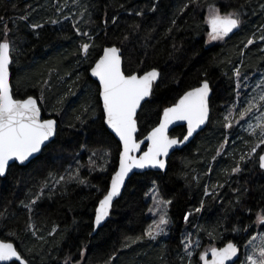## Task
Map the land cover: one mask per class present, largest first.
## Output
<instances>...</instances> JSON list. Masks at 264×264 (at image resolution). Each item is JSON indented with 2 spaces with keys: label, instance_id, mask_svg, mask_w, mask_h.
I'll list each match as a JSON object with an SVG mask.
<instances>
[{
  "label": "trees",
  "instance_id": "1",
  "mask_svg": "<svg viewBox=\"0 0 264 264\" xmlns=\"http://www.w3.org/2000/svg\"><path fill=\"white\" fill-rule=\"evenodd\" d=\"M66 1L0 0V17H3L0 40L6 24L13 41V64L10 65L13 94L15 98L37 97L44 117L58 121V135L35 159L25 166L13 165L6 178L0 177V212L4 213L0 218V239L13 241L32 264H63L67 256H71L73 264L75 261L80 264H188L180 241L186 233L196 236L197 226L216 229L215 240H210L207 232L200 233L203 244L215 242V246H221L228 241L243 244L254 233L257 212L264 208V171L249 163L242 173L227 175L225 170L230 171L241 155L233 147L235 142L230 145V139L222 155L215 161L212 157L225 134L228 136L230 132L232 138L241 133L238 127L229 130L223 127L224 116L235 101L234 70L264 74V51H261L264 42L258 39L264 25V9H261L264 0H199L200 6L190 4L183 13L179 9L188 0H79L74 9L65 7L62 13L75 12L78 18L87 6L88 13L78 25L81 31L92 34L96 45L87 61L79 48L82 41H88L76 35L73 18L68 23H46L61 17L62 14L57 15V7ZM211 2L222 9L225 5L245 6L241 9L242 24L238 31L222 42L209 45L203 17ZM153 5H157L156 12L149 10ZM133 9H143L144 15H130ZM88 14L92 23L84 22ZM26 15L27 20L21 19ZM112 17H116V24ZM174 18L175 26L171 24ZM34 23H42L44 27L33 30L30 25ZM169 28L173 30L168 32ZM124 35L129 39L121 44ZM248 39H254V44L245 48ZM113 44L121 47L126 74L143 73L153 67L161 72L153 94L138 112V139L158 123L165 107L205 78L212 88L211 113L206 127L170 155L165 170H147L128 179L108 219L94 232L95 207L116 169L120 145L103 124L98 83L91 78L89 70L103 48ZM62 97L63 102L59 103ZM86 105L95 109V115L91 110L85 113L82 119L86 123L81 124L75 117ZM71 124L75 127H69ZM184 133L185 126L179 125L171 130L170 136L181 137ZM238 137L236 144H241V151L243 143L245 148L252 145L251 136L241 133ZM261 149L264 145L258 153ZM94 151L97 168L90 171L89 153ZM101 165L106 171L99 170ZM78 166H82L81 178L88 183L68 182L57 185L55 190L45 189L29 220L30 214L21 202L26 204L34 198L45 179L51 184L53 177L66 176ZM193 177H198L199 182ZM153 181L162 198L172 200L168 209L171 220L168 234L162 240L131 243L126 238L142 235L150 223L145 194ZM218 183L224 186L216 189V198L204 196L205 186ZM237 197L241 199L239 205ZM201 200L205 201L204 207L196 213L194 209L200 207ZM187 212H192L190 223L183 218ZM29 223L34 229L28 228ZM237 226L240 229L247 226L249 230L234 232L233 227ZM191 264H197L194 257Z\"/></svg>",
  "mask_w": 264,
  "mask_h": 264
},
{
  "label": "snow or ice",
  "instance_id": "2",
  "mask_svg": "<svg viewBox=\"0 0 264 264\" xmlns=\"http://www.w3.org/2000/svg\"><path fill=\"white\" fill-rule=\"evenodd\" d=\"M74 4H79V0H72ZM190 4L199 5V0H188L184 3L179 12L183 13ZM67 3L57 7V11L63 10V7H67ZM245 5H240L239 8L232 9L228 12H222L220 7L216 4L207 5V16L205 23L209 27L208 40L219 41L224 40L234 30L239 29L242 24V12ZM261 9H264V4H261ZM152 12L157 11V5H153L150 9ZM88 13L87 6H84L79 13V17L73 19L72 27L75 30L77 36L86 37L88 42H81L79 51L83 55L84 60L87 61L90 50L95 48L96 45L93 42V36L88 31H81L78 26L80 20L84 15ZM143 16V9H133L130 15ZM71 17L65 16L64 20L67 21ZM21 19L27 20L28 16L21 17ZM3 20V17H0ZM53 25L59 23L58 20L52 19L46 21V23ZM85 23H92L91 15L88 14V20ZM113 24L117 23L116 17H112ZM171 24L176 25V19H172ZM30 27L33 30L44 27L42 23L31 24ZM139 28V25L135 26ZM173 29L169 28L168 32ZM261 31L264 33V25L261 26ZM10 29L5 24L3 29V39L0 40V177L6 178L7 174L13 167L25 166L26 162H31V158H35L36 154L41 153L43 148L47 147V143L58 135V121L56 119H42L41 107L38 104L36 98L28 95L26 98L17 99L13 94V89L10 84V65L13 64V41L9 38ZM129 39L128 35H124L120 41L121 44ZM260 41H264V34L259 37ZM254 44V39H248L245 48ZM175 47V46H174ZM264 51V49H261ZM244 53L241 52V55ZM122 50L121 47L115 44L103 48L102 55L95 60L94 65L91 67V76L95 77L98 81V96L102 102V120L111 133L118 138L120 145L119 151V165L111 176L110 187L102 199L99 200V204L95 209L94 225L99 227L102 222L110 215V210L113 207L114 198L121 195L122 188L125 187L126 178L129 177V173H132L133 169H145L154 168L165 170L166 160L163 157L169 155V150L174 146L185 143L190 137L206 122L210 119V93L212 88L210 86L209 79H203L198 87H193L186 91L179 99L173 103L170 107L163 109L162 115L159 119L157 126L153 127L147 134L144 140L137 139V121H138V109H142V102L146 101L147 97L153 94V87L155 82L161 77V72L153 67L149 71L143 72L142 75L138 73L126 74L122 68ZM143 63V62H142ZM234 75L237 78V87H245L241 80H247V76L241 77L239 68L234 70ZM79 75L77 80H79ZM47 84V81L45 82ZM70 94H74L71 93ZM59 103L63 102V97ZM243 107L239 108V119L235 120L233 117V111L237 108L233 105L229 108L227 114L224 116L223 127L232 129L234 126L239 125L242 121H245L247 117L246 127L244 131L258 142L254 144L251 150L245 154L239 156V159L235 161V165L231 167L230 171L225 170V173L229 176L240 174L244 171V167L251 163L254 167L258 166L261 171H264V149L261 153L257 152V149L264 145V78L253 89V93L246 101L242 102ZM92 111L95 115V109H91L90 105H86L83 108V112L76 115L75 119L81 124L86 123L82 119V116L89 111ZM90 119L92 117H89ZM177 121H183L187 124V133L183 136V139H178L169 136V126ZM69 127H75L74 124ZM147 141V150L141 149V144ZM245 144L248 141H244ZM228 144V136L225 134L224 140L219 144L216 155L212 157L213 161L218 156H221L225 145ZM83 147V145H82ZM137 153H140L139 155ZM107 155V153H106ZM96 156V152L92 153L89 157L90 171L97 168L96 161L93 157ZM258 157V159H257ZM106 163V162H105ZM79 165V161H77ZM73 171H68V174L60 175L59 178L53 177L51 184L48 179L42 183L39 192L36 196L29 200L28 203L21 202L23 207L29 212V220H31V213L34 211V206L44 195L45 189L55 190L57 185H64L68 182H75L80 185L87 184L85 178H81L79 168ZM100 171H106L103 165L99 166ZM212 171V167L209 166V173ZM52 175L51 173L49 174ZM193 179L199 182L198 177ZM153 187L149 189L146 196L150 195L153 203L149 207V213L154 217L151 224L147 226L143 234L135 238H126L131 243H137L142 240L156 241L161 235H167L166 229L171 223L168 215L169 206L172 204V200L163 199L160 195L159 189L156 187V182L153 181ZM223 184H216L213 186L204 187V196L216 198V189L222 188ZM211 188V190H210ZM247 191V190H245ZM205 204L204 200H201L200 207L195 208L196 213L201 212ZM236 204H241V199L237 197ZM251 212V209H248ZM192 212H187L184 215V220L190 223V216ZM4 217V213L0 212V218ZM256 226L260 227L264 225V208H261L256 214L255 220ZM34 225L29 223L28 228L34 229ZM53 228V232H55ZM249 229L246 226L244 229H240L238 226L233 227L234 232L244 231ZM201 232H207L210 240L216 239V229H205L201 226H197V232L195 233L196 239H193V233H186L183 235L180 243L184 256L188 258V264H191L194 251L202 247L199 235ZM33 231V235H35ZM52 233H49L51 235ZM43 240V237H39ZM129 246L128 244L125 245ZM245 258L242 264H264V232H261L258 236H251L244 245ZM239 246L233 241H229L223 247H217L215 244L210 243L207 247H204L203 251L199 252L200 264H227L231 261L235 264L233 258L239 259ZM29 254H31L29 250ZM81 258L84 257V251L80 252ZM210 257V258H209ZM110 260L112 257L109 258ZM184 257H180L183 262ZM0 262H12V264H32V261L18 251L17 247L13 243L4 242L0 240ZM63 264H73L71 256L65 257ZM75 264H80L79 261H75Z\"/></svg>",
  "mask_w": 264,
  "mask_h": 264
},
{
  "label": "rangeland",
  "instance_id": "3",
  "mask_svg": "<svg viewBox=\"0 0 264 264\" xmlns=\"http://www.w3.org/2000/svg\"><path fill=\"white\" fill-rule=\"evenodd\" d=\"M65 3H67V7L66 8H72V9H74L75 8V4L73 3V2H71L70 0H67ZM65 3H63V5L65 4ZM226 2H224V4H225ZM209 4H213V2H211V3H209ZM215 4V3H214ZM218 7H220L219 6V4H216ZM225 8H221L220 7V9H221V11L222 12H228V11H231L232 9H235V8H232L231 7V5H225L224 6ZM65 9V7H63V10ZM206 12H205V15H204V17H203V21L205 22V18H206V16H207V7H206V10H205ZM75 12H73V13H67V14H64V13H62L61 11H57V15L58 14H62L61 15V17L60 18H58L57 19V17H54L53 19H56V20H58L59 21V23H57V24H62V23H68V22H70V21H65L64 20V17L65 16H69V17H71L69 20H71L72 18L73 19H76L77 17L76 16H74V15H76V14H74ZM76 17V18H75ZM72 22H73V20H72ZM206 27H207V32H206V43L207 44H209V45H211V44H215V43H219V42H222V41H224L225 40V38H224V40H219V41H209L208 40V25L206 24ZM75 31V30H74ZM262 34H264V33H261V34H259V37L262 35ZM259 37H258V39H259ZM264 42V41H263ZM263 45H264V43H263ZM240 72H241V77H244L245 75L247 76V80H241L240 81V83H243L244 85H245V87H240V88H238L237 87V83H238V81H237V78L235 77V91H236V94H235V101H234V103L229 107V108H231L233 105H236L237 106V108L233 111V117H234V123H235V120L236 119H239V116H238V111H239V108H241V107H243V104H242V102L243 101H246L248 98H249V96L253 93V89H255V87H256V85L257 84H259L260 83V81H261V79L262 78H264V74L263 73H261V72H258V71H254L253 73H250V74H246V73H243L241 70H240ZM235 76V75H234ZM247 117L245 118V121H242L239 125H236V126H234V127H238L239 128V130H240V132L241 133H243V134H246V135H248L247 134V132H245L244 131V128L246 127V122H247ZM233 127V128H234ZM227 130H229V129H227ZM241 133L240 134H238V135H236V136H234V137H232V138H230V136H229V134H230V132H228V139H230V145H232L234 142H235V144H233V147L234 148H237V150H238V153L239 154H245V153H247V152H249L250 150H251V148L254 146V144L255 143H257L258 141L256 140V139H254L253 137V139H252V145L248 148V147H244V143L242 144V149H244L243 151H241V148H240V146H241V144L240 143H238V144H236V142H238L239 141V135H241ZM227 145V144H226ZM226 145H225V147H226ZM235 145V146H234ZM263 145H261V147H262ZM233 147H231L230 149L232 150V148ZM244 147V148H243ZM260 149H257V152L259 151ZM262 150V149H261ZM89 155L90 156H92V152L91 153H89ZM239 159V158H238ZM257 159H258V157H257ZM153 187V186H152ZM151 187V188H152ZM150 188V189H151ZM148 192H149V190H148ZM146 200L149 202V207L152 205V203H153V201H152V199L150 198V195L149 196H146ZM149 207H148V211H147V214L149 215V217H150V223L149 224H151V222H152V220L154 219V217H153V215L151 214V213H149ZM255 220H256V217H255ZM254 220V221H255ZM166 231H167V234H168V228L166 229ZM261 232H264V228H263V226L261 225L260 227H257L256 226V223L254 222V233L251 235V236H253V235H256V236H258ZM165 236H167V235H161L160 237H158L157 239H160V240H162ZM250 236V237H251ZM249 237V238H250ZM193 239H196L197 237L196 236H193L192 237ZM248 238V239H249ZM248 239L243 243V244H241L240 245V250H241V252H240V258H239V260H238V262L236 263V264H242V261H244V258H245V248H244V245H245V243L248 241ZM215 242H213V244H214ZM210 243L209 242H206L205 244H203L202 243V241H201V245H202V247L201 248H199V249H196L195 251H194V254H193V257H194V259H195V261H197V264H199L200 262H199V252L200 251H203V249H204V247H207L208 245H209ZM182 253L184 254V252H183V250H182ZM193 257H192V259H193Z\"/></svg>",
  "mask_w": 264,
  "mask_h": 264
},
{
  "label": "water",
  "instance_id": "4",
  "mask_svg": "<svg viewBox=\"0 0 264 264\" xmlns=\"http://www.w3.org/2000/svg\"><path fill=\"white\" fill-rule=\"evenodd\" d=\"M208 30H210L209 29V27H208ZM238 31V29H236V30H234L232 33H230L229 35H232V34H234V33H236ZM111 46V45H110ZM107 47V46H106ZM102 53H103V50H102V52H101V54L100 55H102ZM99 58V57H98ZM97 58V59H98ZM122 61H123V55H122ZM93 65H94V63H93ZM92 65V66H93ZM91 66V67H92ZM122 68H123V63H122ZM149 70H151V69H149ZM149 70H147V71H149ZM145 72V71H144ZM134 73H138V72H134ZM89 74H90V76H91V68H90V70H89ZM131 74H133V73H131ZM138 74H140V75H142L143 73H138ZM91 78L93 79V80H95L98 84H99V81L95 78V77H92L91 76ZM10 84H11V86H12V82H11V70H10ZM199 85H197V86H195V87H198ZM211 86V85H210ZM193 88V87H192ZM12 89H13V87H12ZM191 89V88H190ZM190 89H188V90H190ZM188 90H186V91H188ZM185 91V92H186ZM184 92V93H185ZM184 93H182L180 96H182ZM211 95H212V91H211V93H210V98H211ZM31 96H33V95H31ZM34 98H36L37 99V101H38V98L37 97H35V96H33ZM26 98V97H25ZM149 97H147L146 98V100L148 99ZM17 99H21V98H17ZM179 99V98H178ZM177 99V100H178ZM176 100V101H177ZM145 102V101H144ZM144 102H142V104L144 103ZM38 104H39V106H40V103H39V101H38ZM172 105V104H171ZM170 105V106H171ZM170 106H167V107H170ZM101 107H102V102H101ZM139 110L140 109H138V112H139ZM163 112V111H162ZM210 113H211V109H210ZM161 115H162V113H161ZM161 115H160V117H161ZM41 118L42 119H56V118H54V117H44V115H43V113H42V109H41ZM160 119V118H159ZM158 123H159V121H158ZM157 123V124H158ZM207 123L208 122H206L204 125H201V127L199 128V129H197V131L193 134V136L192 137H190L189 138V140L188 141H186L185 143H183V144H180V145H177V146H174L172 149H170L169 150V155L167 156V157H163V159H165L166 160V166H167V161H168V158L170 157V155L175 151V150H178V149H181V148H183L184 146H186L195 136H196V134H198L201 130H203L205 127H206V125H207ZM157 124L155 125V126H157ZM179 125H184L185 126V133H184V135H186V133H187V124H186V122H183V121H177L176 123H174V124H172V125H170L169 126V136H170V132H171V130L174 128V127H176V126H179ZM154 126V127H155ZM137 128H138V123H137ZM153 128V127H152ZM151 128V129H152ZM151 129L143 136V137H141V138H137L138 140H144V138L147 136V134L151 131ZM139 130V129H138ZM110 131V130H109ZM137 134H138V131H137ZM137 134H136V136H137ZM112 135L115 137V135L112 133ZM183 135V136H184ZM183 136H181V137H179V136H170V137H174V138H178V139H183ZM117 140H118V138L117 137H115ZM54 139V138H53ZM52 139V140H53ZM51 140V141H52ZM50 142H48L47 143V145L49 144ZM141 149L143 150V151H146L147 150V141H145L143 144H141ZM40 153H38V154H36V157L39 155ZM138 155L140 154V153H137ZM35 157V158H36ZM35 158H31V161L33 160V159H35ZM29 162H26V164H28ZM118 165H119V156H118V161H117V166H116V169L118 168ZM115 169V170H116ZM147 170H153V171H162V170H160V169H154V168H145V169H133V171H132V173H129V177L128 178H126V182H125V185H126V183H127V181H128V179L133 175V174H135V173H142V172H144V171H147ZM114 173V172H113ZM113 173H112V175H113ZM111 175V176H112ZM110 181H111V177H110V180H109V184H108V187H107V190H108V188L110 187ZM123 189L124 188H122V190H121V194H122V192H123ZM107 190H106V192H107ZM106 192H105V194H106ZM104 194V195H105ZM103 195V196H104ZM103 196L100 198V199H102L103 198ZM120 196H118V197H116V198H114V201H113V203L119 198ZM99 199V200H100ZM98 204H99V201H98V203H97V205H96V207L98 206ZM96 207H95V209H96ZM109 217V216H108ZM108 217L102 222V224L100 225V226H102L105 222H106V220L108 219ZM94 220H95V214H94ZM93 226H94V232L97 230V228H99V227H96L95 225H94V222H93ZM0 240H3V239H0ZM4 242H10V243H13L14 244V246H16V244L13 242V241H11V240H3ZM229 242V241H228ZM228 242H226V243H228ZM225 243V244H226ZM225 244H223V245H221V246H217V247H223ZM237 244V243H236ZM238 245V244H237ZM239 246V245H238ZM17 247V246H16ZM18 249V248H17ZM239 249H240V246H239ZM19 251V250H18ZM240 252H241V250H240ZM240 252H239V258H240ZM210 258V257H209ZM234 260H235V263L239 260V259H236V258H233ZM8 263H10V262H7V264ZM0 264H5V262H0ZM200 264V263H199ZM227 264H232V262L231 261H229V262H227Z\"/></svg>",
  "mask_w": 264,
  "mask_h": 264
},
{
  "label": "flooded vegetation",
  "instance_id": "5",
  "mask_svg": "<svg viewBox=\"0 0 264 264\" xmlns=\"http://www.w3.org/2000/svg\"><path fill=\"white\" fill-rule=\"evenodd\" d=\"M209 31V30H208ZM229 36V35H228ZM212 45V44H211Z\"/></svg>",
  "mask_w": 264,
  "mask_h": 264
}]
</instances>
